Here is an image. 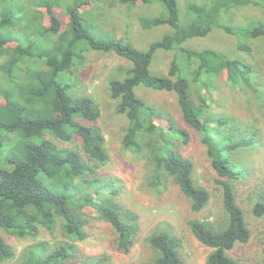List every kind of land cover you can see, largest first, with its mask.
<instances>
[{"label":"trees","instance_id":"obj_1","mask_svg":"<svg viewBox=\"0 0 264 264\" xmlns=\"http://www.w3.org/2000/svg\"><path fill=\"white\" fill-rule=\"evenodd\" d=\"M100 0H38L45 8L49 23L31 18L25 0H0V130L14 134V141L4 148L0 138V228L19 237L34 236L37 225L52 231L56 219L61 234L83 239L85 219L79 207L89 206L109 222L117 233L118 249L127 251L137 231L136 215L122 210L115 201L120 185L111 177L97 173L109 155L101 130L91 125L99 116L95 100L88 95L66 91L58 80L60 73H70L74 62H81L84 52H113L129 62L122 79L109 80V95L115 100V112L124 115L128 125L122 136L124 149L144 154L149 166L148 185L157 189L168 178L176 183L189 199L191 209L200 211L209 200V193L193 176L192 162L175 148L172 139L186 142L187 133L169 124L153 133L154 109L134 92V87L174 92L183 120L199 135L201 144L221 189L224 219L220 223L191 220L188 225L194 237L210 248L206 264H238L228 255L237 243L250 238V230L236 199L234 182L249 177V168L241 155L260 145L259 129L253 122H244L212 111L216 103L212 89L218 76L236 92L244 93L261 103L263 83L257 70L246 59L228 56L211 48L189 49L182 45L190 39L207 36L213 28L235 36L237 49L250 48L240 40L264 38V20H248L240 26L222 23L233 8L253 7L264 12V0H201L185 7L186 22H180L178 0H117L134 6L138 2L158 1L163 10L155 16H141L144 29L167 25L170 32L139 50L123 39L102 40L93 35L79 8ZM63 8L64 25L53 8ZM14 43L15 49L5 46ZM175 50L166 75L152 73L150 64L157 50ZM191 83L196 84L199 103L192 98ZM203 89L205 91L203 92ZM74 135L82 141L83 155L73 148L59 147L52 139L70 142ZM150 148L143 150L141 137ZM251 212L264 215V195L251 191ZM75 208L76 215L67 209ZM147 242L154 257L149 264H184L177 250V241L167 230L152 233ZM13 248L0 235V262L14 255ZM72 244L60 242L52 250L36 244L23 264H61L73 256ZM99 260L96 264H103Z\"/></svg>","mask_w":264,"mask_h":264},{"label":"rangeland","instance_id":"obj_2","mask_svg":"<svg viewBox=\"0 0 264 264\" xmlns=\"http://www.w3.org/2000/svg\"><path fill=\"white\" fill-rule=\"evenodd\" d=\"M72 0H64L67 4ZM201 0H178L180 22L185 23V7L190 2ZM38 0H25L26 12L31 18L38 17L47 25L49 17L42 6L37 5ZM61 17L63 24L67 16L63 8L52 9ZM163 10L158 1L150 3L138 2L134 6L120 4L117 0H100L97 3L82 5L79 13L86 19L93 35L102 40L123 39L139 50L147 49L148 45L169 33L170 27L158 25L144 29L140 26L141 16H155ZM248 20H264V12L253 7L233 8L222 23L231 26H240ZM64 24V25H65ZM237 38L225 33L223 30L213 28L205 37L187 40L182 46L189 49L211 48L231 57L246 59L257 70L259 81L264 88V38L242 39L249 46L248 51L237 49ZM7 48L14 50L15 44H6ZM173 50H157L150 64L152 73L166 75L170 62L175 53ZM129 62L113 52H98L87 50L81 62H74L71 72L60 73L59 82L65 86L66 91L77 95L92 97L98 107L99 116L91 125L97 126L105 138V146L109 159L104 164H95L97 173L104 177H111L120 185V193L115 201L122 206L125 213L136 215L137 231L131 246L127 251L118 249L116 245L117 233L111 224L100 218L96 211L89 206H80L79 210L85 224L83 227L85 237L72 239L61 234L59 221L56 219L54 229L48 231L43 224H38V232L34 236L19 237L8 234L0 228V235L11 245L14 255L0 264H23L28 251L36 244H42L46 251L52 250L60 242L73 245V256L61 264H96L100 259L103 264H149L154 257L147 238L155 232L167 230L177 241V250L184 264H206L205 258L210 248L200 243L192 234L188 223L193 219L208 220L220 223L224 219L221 201V189L215 183L216 173L210 165L205 147L201 144L196 130L187 124L181 115L174 92L157 90L138 85L134 87L135 94L154 109V130L168 128L173 124L187 133L188 140L172 139L174 148L193 164V176L209 193L207 204L198 212L191 209L189 199L181 192L179 186L168 178L165 186L153 189L148 185L149 166L145 155L136 154L124 149L122 136L128 125L127 118L115 112V100L109 95V80L122 79L123 71L119 68L127 67ZM2 84V82L0 81ZM205 89H203V92ZM216 103L212 104V111L233 115L239 121L253 122L259 129L260 145L250 152L241 155L242 161L249 168V177L243 182H234L236 199L241 207L246 223L250 230V238L245 243H237L228 255L238 264H264V215L255 217L251 212V191L264 195V98L261 103L236 92L225 82V77L218 76L217 87L212 89ZM192 98L199 103V93L196 84L191 83ZM5 101L0 98V109ZM14 134L0 130V138L4 140V148H8L14 141ZM59 147L73 148L86 158L82 150V141L74 135L70 142H62L51 136ZM141 137L144 151L150 146ZM76 207L67 209L69 215H76Z\"/></svg>","mask_w":264,"mask_h":264}]
</instances>
